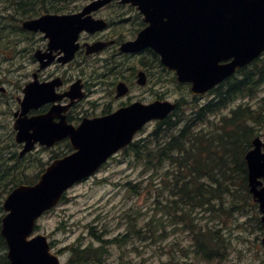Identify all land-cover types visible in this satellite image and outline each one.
I'll list each match as a JSON object with an SVG mask.
<instances>
[{"label":"water","instance_id":"1","mask_svg":"<svg viewBox=\"0 0 264 264\" xmlns=\"http://www.w3.org/2000/svg\"><path fill=\"white\" fill-rule=\"evenodd\" d=\"M111 1L94 0L79 13L45 14L24 21L25 28L45 31L50 38L49 51L38 50L35 54L41 69L55 60L53 50L65 53L59 61L71 60L79 48L76 41L82 30L95 32L104 28L103 21L85 15ZM122 3L138 5L150 23L135 42L124 45L122 50L152 47L168 68L177 70L179 81L192 83L191 91L195 94L205 93L264 50V0H122ZM103 45H89L87 52L97 51ZM139 76L138 83L144 85L145 74L140 72ZM60 84L59 78L28 83L21 111L15 113L16 140L24 143L22 155L33 150L36 143L53 146L66 137L70 138L74 151L50 163L37 183L21 184L7 196L1 233L8 242L10 264H60L50 252L46 236L28 240L38 217L53 208L70 187L89 177L116 151L128 145L145 123L164 119L176 107L170 101L148 105L136 102L105 117L85 118L75 127L61 113L81 98L83 85L79 80L66 94L57 95L55 87ZM117 90L121 96L128 87L119 83ZM65 95L71 97V104L54 105L45 114L28 115L31 109ZM56 117L61 120L56 122ZM253 145L246 154L249 185L260 204L264 226V186L259 188L264 176V142L258 136ZM262 241L264 245V237Z\"/></svg>","mask_w":264,"mask_h":264},{"label":"rangeland","instance_id":"2","mask_svg":"<svg viewBox=\"0 0 264 264\" xmlns=\"http://www.w3.org/2000/svg\"><path fill=\"white\" fill-rule=\"evenodd\" d=\"M90 1L92 0H76L72 4L75 7L73 10L75 12L81 10ZM6 4L0 0V133L5 135L13 131L15 138L14 113L20 108L19 100L24 96L25 85L33 79V73L39 68L33 54L37 49H45L47 40L41 33L24 32L21 29L22 21L32 17L16 15L13 5L6 6ZM41 8V6L36 8L38 15L42 14ZM139 27L140 22L137 17L119 28L123 29L124 38L129 39L135 36ZM116 31L119 33L120 30ZM108 55L109 53L104 52L95 58H90L92 65L88 67L78 63L65 66L53 64L39 73V79L42 81L63 74L68 79V86L79 77L88 83L91 93L74 108L71 122L79 123L82 117L87 116L86 111L88 114L94 111L99 113L101 108H106L111 109V112L123 101H128L127 98H116L115 90L111 96L107 95L110 93L112 82L119 80L121 74H117L119 69L112 71L106 77H98L96 73H92L99 70L97 65ZM141 57L124 59L125 65L135 66L136 70L145 69L147 66L140 63ZM146 61L152 65L148 68L150 82L145 89L134 79L132 83L134 90L129 96L130 101L149 102L162 92L166 99L181 96L192 99L189 87L185 85L178 88V82L172 72L157 65L153 66L150 57H147ZM124 73L131 78L134 76L132 70ZM107 78L112 82L103 85L98 81ZM105 86L106 88H103ZM256 96V99L264 98V87ZM209 97L207 95L200 101L205 103ZM100 103L102 104L96 105ZM156 124L150 122L136 138L150 136ZM263 132L264 127H261L260 133ZM70 151L71 146L67 141H62L48 148L38 145L27 155L29 160L39 159V165L45 169L56 158ZM136 159L132 151L130 153L120 151L92 177L72 187L63 201L38 220L39 227L33 235L39 233L47 235L51 250L58 256L61 264H75L71 263V259L73 248L76 247H91L96 250L98 260L84 264H264L262 212L250 191L249 195L252 198H248L246 193L238 195V200L234 201L237 202L235 204L237 207L230 214L228 211L232 208V198L229 197L226 198L224 212L208 213L202 212L201 209L194 210L191 224H196V228L204 227L203 237L209 239L210 231H214L212 228H221V238L213 244L216 252L213 254L214 258L210 260L201 256L200 251L198 254L192 247L194 230H191L190 226L165 224V227L159 229L163 211L155 209L154 204L156 190L159 187L156 184L151 185L150 171L145 172L146 166ZM41 173H38L36 181ZM30 175L35 176L36 171L33 170ZM234 180L238 187L248 186L247 179L244 180L242 175ZM152 181L157 180L152 179ZM133 184H140L135 189L139 192L130 191ZM148 187L150 192L147 191ZM5 214L6 211L2 208L0 229ZM167 219L171 220L174 217L169 216ZM198 231L197 229L195 232ZM117 238L124 239V242L119 243L116 241ZM7 253V247L2 248L0 243V264L9 263Z\"/></svg>","mask_w":264,"mask_h":264},{"label":"trees","instance_id":"3","mask_svg":"<svg viewBox=\"0 0 264 264\" xmlns=\"http://www.w3.org/2000/svg\"><path fill=\"white\" fill-rule=\"evenodd\" d=\"M2 1L7 3L6 6L13 5L16 15L30 17L37 15L39 6L42 12L63 13L70 11L76 2ZM261 61L256 60L238 70L237 74L211 90V98L205 103L200 101L201 97L191 100L177 97L175 111L157 123L150 136L139 138L128 147L136 160L146 166L144 171H150L151 185L159 187L154 201L155 209L163 211L159 229L165 224L190 226L194 230L192 247L210 260L216 252L213 244L221 238V228H212L214 231H210L211 236L206 239L203 237L204 227L196 228V224H191V218L197 209L208 213L224 212L227 197L232 198L228 214L236 209L237 202L234 201L238 200V195L246 193L248 198H252L249 187H238L234 178L242 175L244 180L247 179L245 155L264 127V98L256 99L258 91L264 87V61ZM5 135L0 133V212L7 194L14 187L35 183L38 173L44 170L38 163L39 159L29 160V155H20L13 131ZM33 170L36 171L35 176L30 175ZM139 185H131L130 191L139 192L135 190ZM147 191L150 192L149 187ZM169 216L174 219L168 220ZM197 229L199 231L195 232ZM116 241L122 243L124 239L117 238ZM0 243L6 249L1 234ZM91 260H98L96 250L91 247L73 248L71 263L84 264Z\"/></svg>","mask_w":264,"mask_h":264},{"label":"flooded vegetation","instance_id":"4","mask_svg":"<svg viewBox=\"0 0 264 264\" xmlns=\"http://www.w3.org/2000/svg\"><path fill=\"white\" fill-rule=\"evenodd\" d=\"M127 9H133V8H131L128 5H124V4H108V5L100 8L99 10L95 11L93 13V15L96 18L105 19L108 22V27L105 30H103V31H98V32H95V33H88V32L87 33L86 32L81 33V35H80V43L83 45L85 43H92V42H95V41H110V40H114L115 42L113 44L108 45L106 48H104L102 51H100L98 53V55H101L104 52L109 53L111 56L119 54L118 49H119V45L124 40V34H123V31H122L123 29H119L116 25L122 23V21L124 20V13H126L125 10H127ZM112 18H114V19H112ZM129 20H130V18L126 19V21H129ZM117 29L120 30L119 33L116 31ZM85 50H86L85 47L81 46V49L79 50L77 55L81 54V55L85 56ZM86 57H88V55H86ZM85 63H86L85 61L82 62V65L84 67H85ZM55 64H57V63H55ZM59 65L60 66H65V65H61V64H59ZM130 70H132V73L134 75L132 78L129 77V75H126V73H124V72H123V77L121 78V80L125 81L128 84V86H129L128 93L126 95L122 96V97H117L116 96V98H118V99L119 98L120 99L127 98L128 101H123L121 103V105H119L117 108H119L121 106H126V105H128V104L133 102V101L129 100V96H130L131 92L134 90V86H133L132 83L134 82V79L136 80V77H135V73L133 71L134 69L131 68ZM98 75H99V77H103V76L106 77V75H109V70L106 69L105 71H99ZM57 76L61 77V79L63 81V85L58 88L59 95H61V94H63V93L68 91L70 85L68 86V84H67L68 79L63 74L55 75L54 77H51L50 79H53V78H55ZM79 78H81V77H79ZM79 78H77V79H79ZM81 79L83 80L84 90L86 92V95L90 94L91 90L88 88V83L85 81V79H83V78H81ZM98 81H100L99 83L103 84V85H105L106 82H108V83L112 82V80H110V78L99 79ZM103 88H106V86L103 87ZM143 88L146 89L145 86H143ZM105 90H107V89H105ZM114 90H116V81L112 82V87H110V93H108L107 95L111 96V94H113ZM69 101H70L69 98L65 97L62 100L61 103L62 104H67ZM78 104H79V102L75 103L74 105L72 104L73 106L67 112L68 113L67 115H69L71 119H72L71 114L73 113L74 108ZM101 104L102 103L96 104V105H101ZM49 106L50 105L43 106L42 108H39L38 110H35V114L41 113L42 111H46L49 108ZM110 110L111 109L101 108V110H100L101 112L99 111V113H96L97 111H94L93 113L88 114V111H86L85 114L87 116H90V117H95V116H101V115L108 114V113H110Z\"/></svg>","mask_w":264,"mask_h":264}]
</instances>
